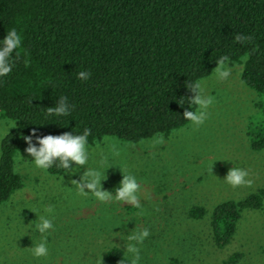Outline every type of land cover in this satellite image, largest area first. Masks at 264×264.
Listing matches in <instances>:
<instances>
[{
  "label": "trees",
  "instance_id": "16d2710c",
  "mask_svg": "<svg viewBox=\"0 0 264 264\" xmlns=\"http://www.w3.org/2000/svg\"><path fill=\"white\" fill-rule=\"evenodd\" d=\"M12 27L23 44L13 72L0 80V119L18 121L2 140L0 207L24 187L16 169L27 147L21 132L88 128L89 144L169 134L191 123L183 118L194 95L189 87L211 75L224 55L244 63V82L264 94V0H0V39ZM84 70L91 73L87 81L77 77ZM61 96L73 106L71 115L45 118ZM253 148L264 149V134ZM48 172L64 173L55 165ZM248 210L264 212V189L216 206L211 227L219 248L233 241ZM207 213L197 206L189 214ZM241 258L235 253L224 264ZM105 262L132 259L113 247Z\"/></svg>",
  "mask_w": 264,
  "mask_h": 264
},
{
  "label": "rangeland",
  "instance_id": "374dc122",
  "mask_svg": "<svg viewBox=\"0 0 264 264\" xmlns=\"http://www.w3.org/2000/svg\"><path fill=\"white\" fill-rule=\"evenodd\" d=\"M230 66L234 70L226 80L217 79L214 71L199 80L213 99L203 125L191 122L137 143L107 136L89 144V166L99 167L104 158L110 162L100 168L104 190L115 194L123 174L136 176L139 207L79 195L73 180L79 181L86 168L53 175L19 153L16 169L24 187L0 207V264H106L113 247L133 259L126 245L135 242L128 235L144 228L150 236L137 245L140 264H224L239 252L238 264H264L263 211H246L225 248L216 245L212 234L211 214L217 205L264 189V149L253 148L256 136L264 134V94L244 82V63ZM4 121L14 120L0 119ZM234 167L249 172L251 186L233 188L224 180ZM197 206L207 210L204 218L190 216ZM45 207L53 210L49 218L55 230L47 236V257L36 258L32 246L41 234L34 228L35 212L43 215Z\"/></svg>",
  "mask_w": 264,
  "mask_h": 264
},
{
  "label": "clouds",
  "instance_id": "9594fccd",
  "mask_svg": "<svg viewBox=\"0 0 264 264\" xmlns=\"http://www.w3.org/2000/svg\"><path fill=\"white\" fill-rule=\"evenodd\" d=\"M245 39L237 35L238 42ZM23 37L16 27L10 28L6 35L0 39V80L7 78L14 70L16 62L21 57ZM217 66L214 68V73L217 79L226 80L233 72V67L230 66V58L227 55L221 56L216 60ZM77 77L80 80L87 81L91 78V73L87 70L79 71ZM194 94L188 97L189 108L183 112V118L186 121L192 122L195 126H201L205 123L208 117V108L213 103V99L207 96L204 92L201 82H195L189 87ZM182 105V104H181ZM192 106H196L195 110H191ZM72 105L68 101V97L61 96L56 101L54 107H48L45 118L56 116H69L72 112ZM17 121H4L0 123V139L7 137L12 128L17 127ZM91 129L85 128L80 134L72 132H64L59 135H39L36 128L31 130L30 134L20 133L21 139L27 144L24 150L25 155L19 154L22 159H30L33 161L34 167L47 172L54 165L61 168L65 174H77L82 168H86L83 176L79 181L73 180L78 190L79 195L87 197L92 196L99 202H108L110 200L124 202L136 207L140 205L139 192L141 184L133 174H123V179L120 185L116 188L115 194L103 188V174L100 168L110 163L107 158L100 161L99 167L89 166L90 148L89 136ZM162 142V138L161 141ZM30 157V158H26ZM249 172L238 167H234L229 171V174L224 179L233 188L247 185L251 186L253 181L248 179ZM51 207H45V214L38 215V223L34 226L35 230L41 234L39 243H33L32 254L36 258L47 257L48 239L47 236L51 231L55 230L53 219L49 218L52 213ZM31 229V228H29ZM32 231V229H31ZM150 236V231L144 228L142 231L128 235L129 241L126 251L132 255L131 264H140V249L137 245H142L143 242ZM97 264H103V261H98Z\"/></svg>",
  "mask_w": 264,
  "mask_h": 264
}]
</instances>
